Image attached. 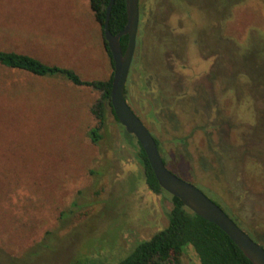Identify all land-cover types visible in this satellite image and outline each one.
Wrapping results in <instances>:
<instances>
[{"label":"rangeland","instance_id":"obj_1","mask_svg":"<svg viewBox=\"0 0 264 264\" xmlns=\"http://www.w3.org/2000/svg\"><path fill=\"white\" fill-rule=\"evenodd\" d=\"M139 11L128 106L168 170L264 249V0H139ZM0 50L84 81L113 72L89 0H0ZM98 98L0 66V264H115L167 225L170 198L148 190L108 108L90 141Z\"/></svg>","mask_w":264,"mask_h":264},{"label":"trees","instance_id":"obj_2","mask_svg":"<svg viewBox=\"0 0 264 264\" xmlns=\"http://www.w3.org/2000/svg\"><path fill=\"white\" fill-rule=\"evenodd\" d=\"M107 4L108 0H89L90 9L100 26L103 46L113 69V61L103 37ZM125 23V0H115L110 12L108 30L112 35H116L123 29ZM126 43L127 37L122 36L120 38L122 51ZM0 66L23 71L36 77L61 76L75 86L89 87L96 91L99 98L90 108L96 120V126L88 133L93 144H98L101 138L98 131L104 127L107 108L116 120L110 104L112 74L108 80L84 81L70 69L45 64L29 55L3 50H0ZM125 136L133 149L136 161L142 167L143 179L148 190L155 195H167L170 198L171 209L167 214V225L164 228L148 239L136 241L115 264H182V257L189 251L195 255L197 264H251L218 227L196 216L185 208L179 199L161 189L137 140L126 132ZM154 140L160 151L158 141ZM162 160L166 165L163 157ZM41 246L44 245L41 244ZM81 260L82 264H102L90 259L82 258Z\"/></svg>","mask_w":264,"mask_h":264},{"label":"water","instance_id":"obj_3","mask_svg":"<svg viewBox=\"0 0 264 264\" xmlns=\"http://www.w3.org/2000/svg\"><path fill=\"white\" fill-rule=\"evenodd\" d=\"M114 1L108 0L103 37L113 61L110 104L116 120L125 132L134 136L139 143L162 190L179 199L183 206L196 216L218 227L251 264H264V249L261 246L252 241L220 207L201 191L168 170L154 138L128 106L125 100V84L136 46L139 0H125L126 23L119 33L112 35L108 30V21ZM122 36L127 37L124 51L120 46Z\"/></svg>","mask_w":264,"mask_h":264},{"label":"flooded vegetation","instance_id":"obj_4","mask_svg":"<svg viewBox=\"0 0 264 264\" xmlns=\"http://www.w3.org/2000/svg\"><path fill=\"white\" fill-rule=\"evenodd\" d=\"M189 19H190V20H192L191 16L189 17ZM191 23H192V22H191ZM194 23H195V22H194ZM194 23H193V24H194ZM195 26H196V25L194 24V28H195ZM195 42H196V41H195V40H193V42H192V43H195ZM134 51H135V50H134ZM133 54H134V53H133ZM182 68H185V67H182ZM133 112H134V111H133ZM152 137H153V136H152ZM159 154H160V152H159ZM160 156H161V158H162V155H160Z\"/></svg>","mask_w":264,"mask_h":264}]
</instances>
